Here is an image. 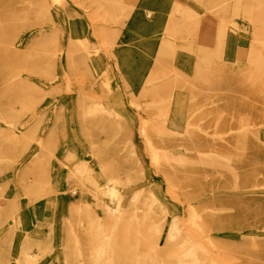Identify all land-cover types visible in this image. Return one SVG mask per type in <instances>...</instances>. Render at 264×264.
<instances>
[{
    "label": "rangeland",
    "instance_id": "rangeland-1",
    "mask_svg": "<svg viewBox=\"0 0 264 264\" xmlns=\"http://www.w3.org/2000/svg\"><path fill=\"white\" fill-rule=\"evenodd\" d=\"M0 264H264V0H0Z\"/></svg>",
    "mask_w": 264,
    "mask_h": 264
},
{
    "label": "bare ground",
    "instance_id": "bare-ground-1",
    "mask_svg": "<svg viewBox=\"0 0 264 264\" xmlns=\"http://www.w3.org/2000/svg\"><path fill=\"white\" fill-rule=\"evenodd\" d=\"M193 18V17H192ZM195 20V19H194ZM176 74H175V79H178L179 80V73L178 72H175ZM247 76H249V74L247 75ZM246 76V77H247ZM183 97L182 96H179L176 100H177V106H178V109H177V112H176V118H177V121L179 122V125H180V128H185V126L186 125H183L182 123H183V121H185L186 122V124H189V125H192L194 122H196L198 119H199V117L202 115V114H197V113H195L196 111H191V113L189 114V113H187L185 116H186V118H185V116H184V112H183ZM191 101H192V98H191ZM191 101H190V105H192L193 103H191ZM222 114V113H221ZM221 114H220V116H221ZM224 115V114H223ZM222 118L224 117V116H221ZM233 118L232 119H234V116H232ZM246 117V116H245ZM242 118H244V117H242ZM217 120H218V118H217ZM220 120H221V118L219 119V123H220ZM244 120H245V118H244ZM246 120H248L247 119V117H246ZM242 122V120H238L234 125H231V124H227L226 125V127H228V128H230V127H232V126H234L233 128H231V129H229V130H227L226 132H221L219 135H222V134H227L226 135V137H224L223 139L224 140H232L233 138H235L236 136L234 135V133L233 132H235L234 131V128H237L238 127V131L239 130H241L243 127H245L246 126V124L249 122V121H246L247 123L245 124H243V123H241ZM244 122V121H243ZM185 124V123H184ZM218 126V125H217ZM244 129V128H243ZM217 130V129H216ZM244 131H247V130H244ZM244 131L243 132H240L239 133V135L238 136H240V137H245V135H244ZM187 132H190L189 130H187ZM248 132V131H247ZM246 133V132H245ZM246 134H248V133H246ZM215 135V134H214ZM219 141V140H218ZM246 142V141H245ZM239 144V143H238ZM245 146H247L246 144H244L243 146H241L240 148H242V149H244L245 150ZM224 147H226V146H224ZM236 149V148H235ZM221 156H223V155H221ZM208 158V157H207ZM153 159L157 162V159H158V153H157V151L155 150V149H153ZM110 240H111V238H110Z\"/></svg>",
    "mask_w": 264,
    "mask_h": 264
}]
</instances>
